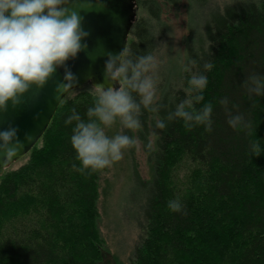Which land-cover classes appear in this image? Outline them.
I'll return each instance as SVG.
<instances>
[{
  "label": "trees",
  "instance_id": "obj_1",
  "mask_svg": "<svg viewBox=\"0 0 264 264\" xmlns=\"http://www.w3.org/2000/svg\"><path fill=\"white\" fill-rule=\"evenodd\" d=\"M178 1L139 0L147 16L135 18L121 61L131 62L119 80L138 106L137 135L151 165L129 264H264V96L248 91L250 76H264V0L238 3L207 21L177 82L145 107L132 68L152 55L161 3ZM193 73L207 76L203 90L190 88ZM99 92L89 84L70 91L25 162L0 175V264H101L97 202L105 168L80 170L70 142L76 122L65 124L73 112L88 120ZM181 103L193 113L210 105L211 130L169 120ZM148 125L157 133L153 150ZM171 200L181 203L180 211L169 209Z\"/></svg>",
  "mask_w": 264,
  "mask_h": 264
},
{
  "label": "clouds",
  "instance_id": "obj_2",
  "mask_svg": "<svg viewBox=\"0 0 264 264\" xmlns=\"http://www.w3.org/2000/svg\"><path fill=\"white\" fill-rule=\"evenodd\" d=\"M67 0H0V113L6 112L8 102L19 103V97L32 84L42 86L56 67L63 65L69 58L75 57L81 49V39L87 33L82 30L80 17L75 11H69L64 5ZM124 53L112 57L107 62L111 78L126 77L130 61H123L117 66ZM153 61L152 55L140 57L139 63L132 68L133 84L142 95L145 107L154 99L153 81L145 77L140 80L141 72ZM210 68V65H205ZM69 78L71 74L69 73ZM248 91L250 95L264 96V76L249 77ZM192 90L201 91L207 85V76L203 73H193L188 80ZM63 88L58 86V91ZM138 106L123 88H108L98 93L93 107L87 111L88 120L78 113L65 120V124L76 123L72 127L70 142L80 162V170L97 171L111 165L122 158L123 150L136 140L127 134L108 136L101 127L113 123L116 117H121L123 126L136 129L139 120L133 115ZM210 105L199 113L186 110L184 103L177 106L168 119L181 118L188 127L203 124L211 130ZM96 117L97 119H92ZM239 116L231 117L229 124L235 126ZM157 126L164 128L163 120L157 121ZM31 136L25 133V140ZM24 146L18 136V129L9 126L0 128V154L3 159L14 157ZM254 155H260V145L256 142ZM74 167H76L74 165ZM171 211L178 212L182 205L178 200L169 201Z\"/></svg>",
  "mask_w": 264,
  "mask_h": 264
},
{
  "label": "rangeland",
  "instance_id": "obj_3",
  "mask_svg": "<svg viewBox=\"0 0 264 264\" xmlns=\"http://www.w3.org/2000/svg\"><path fill=\"white\" fill-rule=\"evenodd\" d=\"M247 0H179L175 5L161 3L160 18L155 23L153 61L147 67L145 77L154 84L152 104L160 102L163 93L177 82L185 60L197 52L198 44L204 38L205 24L226 8L245 3ZM136 19L147 13L136 0ZM132 35V29L128 39ZM154 121L159 119L155 116ZM105 134H127L136 140L123 150L122 158L111 167H106L99 177V198L97 202V229L103 240L101 264H129L139 234L142 205L149 193L147 180L151 177V165L143 147V140L136 129L126 133L121 117L105 126ZM146 134L149 149L153 150L156 129L148 125ZM26 156L14 161L8 169L19 167Z\"/></svg>",
  "mask_w": 264,
  "mask_h": 264
},
{
  "label": "water",
  "instance_id": "obj_4",
  "mask_svg": "<svg viewBox=\"0 0 264 264\" xmlns=\"http://www.w3.org/2000/svg\"><path fill=\"white\" fill-rule=\"evenodd\" d=\"M64 6L78 14L87 35L82 37V47L75 57L56 67L42 86L32 84L20 95L19 103L13 105L9 101L7 111L0 113V128L9 124L17 127L18 136L24 141L23 148L11 159L4 161L0 154V175L38 142L59 103L70 91L84 84L99 91L121 88L119 77L109 76L107 62L125 53L136 17V0H67ZM58 86L63 90L58 91ZM25 133L32 137L30 141L24 139Z\"/></svg>",
  "mask_w": 264,
  "mask_h": 264
}]
</instances>
